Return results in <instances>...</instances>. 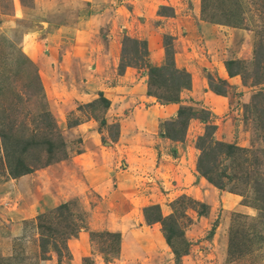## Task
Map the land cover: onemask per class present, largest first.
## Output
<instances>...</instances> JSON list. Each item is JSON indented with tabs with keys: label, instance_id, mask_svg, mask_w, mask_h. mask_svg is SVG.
<instances>
[{
	"label": "rangeland",
	"instance_id": "1",
	"mask_svg": "<svg viewBox=\"0 0 264 264\" xmlns=\"http://www.w3.org/2000/svg\"><path fill=\"white\" fill-rule=\"evenodd\" d=\"M161 2L157 17L165 18L164 22L178 18L172 22L177 36L161 27V65L174 63L181 71L178 77L188 80V75L190 87L192 79L195 84L204 80L211 92L226 98L229 107L214 115L201 106L203 98L186 97L190 87L181 89L178 102L171 103L176 104V114L158 124L165 141L155 142V149L146 141L144 154L135 153L125 161L127 166L132 164L131 170H142L140 181L146 184L135 188V204L128 201L132 219L140 214L146 225L156 224L155 231L160 232L172 255L171 264H264V0ZM59 5L71 13L65 15ZM79 6L73 0H0V264H69L68 241L88 227L85 206L76 201L66 204L61 196L56 208L34 218L19 214L18 208L29 193L27 183L30 189L46 191L55 180L54 175L44 173L32 182L17 176L21 171L41 172L79 152V132L69 131L71 123L97 118L101 142L107 145L117 137L119 120L124 122L125 136L132 135L127 132L134 106L122 86L108 95L112 108L102 96L70 113L54 110L49 103L50 86L45 90L41 77L60 80V88L64 81L72 85L80 82L79 67L53 59L54 53L60 56L59 42L66 36L62 33L59 37L56 29L76 23ZM198 16L209 26L207 36L191 23ZM145 19L129 17L130 29L122 37L112 70L120 74L130 67L139 70L138 74L146 72V94L165 97L174 91L165 80L174 70L166 68L159 79L151 72L144 36V31L163 20L155 16ZM43 22L51 26L47 28ZM220 73L235 77L238 85H229ZM109 109L118 118L114 116L106 124ZM63 119L66 129L59 128ZM212 125L216 130L207 129ZM219 144L234 147V154L218 152ZM179 155L187 159L168 175L165 164L168 161L171 166L170 159ZM105 161L106 156L101 163ZM75 166L78 169L79 164ZM190 170L195 172L193 176ZM65 204L66 209L59 208ZM97 204L91 200L90 206ZM109 204L115 211L128 209L121 208L118 199ZM105 205L100 207L109 211ZM86 239L90 251L82 264L119 258V234L91 231Z\"/></svg>",
	"mask_w": 264,
	"mask_h": 264
},
{
	"label": "crops",
	"instance_id": "2",
	"mask_svg": "<svg viewBox=\"0 0 264 264\" xmlns=\"http://www.w3.org/2000/svg\"><path fill=\"white\" fill-rule=\"evenodd\" d=\"M73 1L80 5L76 11L78 20L74 24L68 21L67 24L58 25L56 32H58L59 37L62 33L66 36L64 40L59 42V46H61V48L59 47L60 56L57 57L54 53L53 59L57 61L59 58V62L74 63L79 67L76 74H79L78 79H80V82L72 85L61 79L64 82H62V88H60V84L57 85L60 80L55 79L56 88L63 89V91H56V88H54L55 80L53 82L46 81L45 78L41 77L45 90L50 86V92L48 91L49 103L54 110L70 113L85 104L95 102L102 96L108 100L112 108L108 95L112 96L113 89L122 86L121 88L125 91L126 96H131V104L134 106L131 112L132 126L127 132V135H132L130 137L125 136L124 122L119 120L120 130L117 137L107 145V143L103 144L101 142V133L98 130L101 123L97 118L90 117L87 121L71 123L68 126L71 129L69 131L79 132L77 137L79 152L75 151L74 154L67 155L65 160L52 164L41 172L35 171L23 176L26 180H32L33 182L38 179L37 174L49 173L52 176L54 175L55 180L51 182L46 191L39 190L40 187L34 186L30 189L29 183H27L26 191L29 193L25 198L26 202L19 206L18 212L19 214L24 212L26 218H34L38 214L56 208V199L59 196L63 197L64 202L67 204L76 201L77 203L80 202L81 206H85V211L89 212L87 216L88 227L85 228V231L78 233L75 239L68 241L67 245L72 255L69 264H82L83 258L89 256L90 251L86 239L88 233L103 230L111 234H119L121 239L119 258L104 263L100 257L101 263L95 264H171L170 258L172 255L169 253L160 232L155 231L156 224L146 225L140 214H137L136 219H132L134 218V215H132L134 212L130 211L129 208L132 206L129 205L128 201L135 204L137 200V196L133 194V192H136L135 188L139 185L146 187V184L145 181H140L142 177L139 175H144L142 170H131L133 169L132 164L127 166L125 161L133 159L135 153L144 154L146 149L144 143L146 141L153 144V149H155V142L165 141L159 134L158 124L172 118L177 112V107L176 104L162 105L156 102L155 98L146 94L148 78L146 72L142 71L138 74L139 70L129 67L123 73L116 74L112 69L116 57L121 52L122 37L125 35V31L130 29L128 26L129 17L132 19L133 16H143L146 18L145 20H150L155 16L157 19L163 20L160 24L149 27L147 32L144 31L149 67L160 66L163 61V51L160 46L161 34L163 33L161 27L166 28L167 33L174 34L176 26L173 23L178 18L171 17L164 22L165 18L156 16L158 7L163 6L162 0ZM143 1L145 3L147 1L144 6L142 5ZM58 8L65 15L70 12L65 6ZM191 23L196 24L197 29H200L207 36L209 26L205 25L207 23L202 21L199 16L191 20ZM42 24H45L47 28L51 26L50 22H43ZM177 35L175 33L173 36ZM219 76L226 80L229 85H238V79L235 77H230L224 73H220ZM143 80H145L144 85ZM194 81L195 78L192 79L189 90H186L188 93L186 97H191L194 100L196 99L195 96L199 97L197 100L203 98L201 106L208 108L217 116L229 107L226 98L211 92L208 86L204 85V80L197 84ZM194 85L197 86V89ZM111 112L112 110L109 109L105 114L106 124L111 123L114 116H117ZM61 116L62 119L64 115L61 114ZM66 123V120H61L59 128L64 127L66 129ZM186 144L188 145L187 141ZM105 156L107 161L101 163L102 157ZM181 156L172 157L173 159L169 158L173 164L169 166L167 161L165 164L166 173L169 171L174 174L183 166L181 164L187 158ZM76 163L79 164L78 169L75 166ZM190 166L192 167V165ZM92 168L93 170H91ZM54 169L57 171H54ZM189 173H191V170ZM193 173L195 174L193 171L191 176H193ZM188 177L190 175H187ZM115 199L119 200L121 208L126 206L129 210H121L117 207L118 211H115L113 206L109 204H112ZM142 199H145V197ZM91 200L100 205L106 204V208L110 207L109 211L107 209L103 210V207L98 204L97 207L92 205V208L90 206ZM100 200L103 202L100 203Z\"/></svg>",
	"mask_w": 264,
	"mask_h": 264
},
{
	"label": "trees",
	"instance_id": "3",
	"mask_svg": "<svg viewBox=\"0 0 264 264\" xmlns=\"http://www.w3.org/2000/svg\"><path fill=\"white\" fill-rule=\"evenodd\" d=\"M173 64H171V65H164V66L161 65L159 67H150L151 68V72L152 73L155 72L157 74V78L158 79H159L160 75L163 74V73H160V72H164L166 68L170 67L171 69L174 70V74H173L174 77L171 76V77H167L165 79V80H167V81H169L171 83L170 87H173L174 88V91H170V93L168 95H166L165 97H161L158 94H153V96L157 99V101L160 104H162V105L178 102V100H179V94H180L181 89H188L190 87V78L188 77V75L186 74L188 80L185 79V78H183V77H178V75L180 74L181 71L177 70L175 68V65H173ZM148 94H149V96H152V94H150V93H148ZM100 98H102V97L100 96ZM103 100H105L106 106H108L109 105V102L106 99H103ZM92 103H94V102H92ZM181 112H182V110L179 111V114ZM201 121L204 122V123L206 122L203 119H201ZM207 129H211V131L216 130V128H215L214 125H212L211 127H207ZM202 138H203V136L200 137L199 140L202 141ZM233 148L234 147H232V146L231 147L230 146H226V144H219L217 146V149L219 150L218 152H221V150H223V152L232 153L233 152L232 151ZM233 154H234V152H233ZM28 173H29V171L23 170L17 176H24V175H26ZM202 175L206 177V175H204V174H202ZM66 204L63 205V206H60L59 208L60 209H62V208L63 209H66L67 208L66 207Z\"/></svg>",
	"mask_w": 264,
	"mask_h": 264
}]
</instances>
